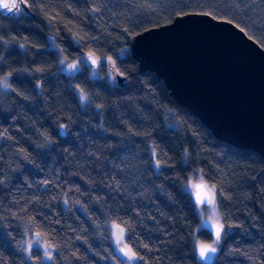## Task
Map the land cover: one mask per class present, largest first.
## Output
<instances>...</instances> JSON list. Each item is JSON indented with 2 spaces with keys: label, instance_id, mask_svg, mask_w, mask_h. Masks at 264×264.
<instances>
[{
  "label": "trees",
  "instance_id": "trees-1",
  "mask_svg": "<svg viewBox=\"0 0 264 264\" xmlns=\"http://www.w3.org/2000/svg\"><path fill=\"white\" fill-rule=\"evenodd\" d=\"M27 6L0 14V78L9 85H0V264H125L111 223L144 257L136 264H207L196 244L215 238L185 188L197 173L216 185L225 224L210 264H264V157L215 138L129 51L134 34L192 11L230 20L264 45V0ZM83 51L111 57L127 84L104 64L88 67ZM63 56L80 68L62 71ZM28 232L52 247L51 260L26 248Z\"/></svg>",
  "mask_w": 264,
  "mask_h": 264
},
{
  "label": "water",
  "instance_id": "water-1",
  "mask_svg": "<svg viewBox=\"0 0 264 264\" xmlns=\"http://www.w3.org/2000/svg\"><path fill=\"white\" fill-rule=\"evenodd\" d=\"M27 9V3H21V10ZM20 11L0 10V14L12 17ZM204 13L180 14L169 23L134 34L129 51L140 71L162 79L171 97L215 138L264 157V47L234 22ZM88 54L82 52L88 67L104 64L118 86L127 84L128 77L121 75L111 57L96 56L99 63L92 65L85 60ZM192 198L197 203L195 191ZM202 223L215 238L212 221L204 218ZM218 252L219 247L214 255L201 259L196 246L198 259L207 264Z\"/></svg>",
  "mask_w": 264,
  "mask_h": 264
},
{
  "label": "snow or ice",
  "instance_id": "snow-or-ice-1",
  "mask_svg": "<svg viewBox=\"0 0 264 264\" xmlns=\"http://www.w3.org/2000/svg\"><path fill=\"white\" fill-rule=\"evenodd\" d=\"M35 0H33V3ZM95 2V0H93ZM21 3H27V0H21ZM0 10H7L8 12L20 11V8L15 7L12 4L9 3H0ZM92 11H100L98 8H93ZM205 15H210V13H204ZM231 23V21H229ZM243 31V29H241ZM127 31V29H126ZM264 46V45H262ZM2 59V57H0ZM104 59H110V57H105ZM86 61H90L92 65H97L99 63V59L95 56L94 53L89 52L88 56L85 57ZM77 67L76 64H69V69H75ZM41 69H37V71H40ZM121 75H123L121 73ZM4 85H8L7 79L3 81ZM81 98H88L87 95L83 94V90H81ZM157 166L159 167L160 161H156ZM191 187L194 189L196 193V202L200 205H209L211 206L212 216L209 217V219L212 221L211 227L214 229L215 239L212 241L211 244H206L204 242H199L197 247L199 251V257L201 259H208L210 254H215L217 252V246L219 245L222 233L225 232V224L221 222L220 218L215 216L216 212V199H217V187L216 185H212L211 187L208 186V184L204 181L203 177L201 176L199 183H194L191 185ZM219 193L221 196L224 195L223 188L221 187L219 189ZM113 228L116 229V242L119 247V251L127 258L128 262H133V264H136L138 261L144 260L143 256H140L137 254L136 251H134L131 247H128L123 243L124 241V233L125 228L121 227L120 224H113ZM41 234L38 232L37 236H40ZM131 238V237H130ZM45 256L47 259L51 260L52 255L49 251H45Z\"/></svg>",
  "mask_w": 264,
  "mask_h": 264
},
{
  "label": "rangeland",
  "instance_id": "rangeland-1",
  "mask_svg": "<svg viewBox=\"0 0 264 264\" xmlns=\"http://www.w3.org/2000/svg\"><path fill=\"white\" fill-rule=\"evenodd\" d=\"M61 63H62V68H61V70L62 71H65V72H67V73H70V74H73V73H75L79 68H80V60H78V59H74V60H72V61H68L67 59H66V57H62V59H61ZM69 64H76L77 65V67L75 68V69H69L68 68V65ZM6 78H4V77H2V78H0V85L1 86H3V81L5 80ZM84 92V91H83ZM78 93L80 94L81 93V89H79V91H78ZM81 95V94H80ZM192 176V175H191ZM200 179H201V174L200 173H197L196 174V176H194V177H192L191 178V180H190V183L188 184V182H187V184L185 185V188H186V190L187 191H191V192H194V189L191 187V185L192 184H194V183H197V182H200ZM208 186L209 187H211L212 185H209L208 184ZM217 195H218V193H217ZM216 207H217V209L219 210V204H218V196H217V199H216ZM197 211H198V214H199V217H200V219H201V221L204 219V218H209L210 216H212V211H211V206H202V205H200V204H197ZM219 213H220V211H219ZM221 216V215H220ZM221 220V219H220ZM222 222V221H221ZM113 224H117V223H111L110 224V228H111V233H112V241H113V243H114V245H115V249H116V251H117V255H118V258H119V260H121L122 262H124L125 264H132L133 262H128L127 261V258L119 251V247H120V245H118L117 244V242H116V229H114L113 228ZM201 224H202V222H201ZM203 226V225H202ZM122 227V226H121ZM199 242H202V241H197V244L196 245H198V243ZM123 243L125 244V245H127L128 247H130L127 243H126V241H125V233H124V241H123ZM212 242H210L209 244H211ZM24 244H25V246H26V248L28 249V250H31L32 248H34V247H37V248H39V249H41L42 250V252H44V254H45V251L47 250V251H49L50 253H51V255H53V253H52V251H53V249H52V247H50L49 245H48V243H46L44 240H42L41 239V237H38L37 239H35L34 238V235H33V232H28L27 234H26V237H25V240H24ZM45 256V255H44ZM45 258L47 259V257L45 256ZM48 260V259H47Z\"/></svg>",
  "mask_w": 264,
  "mask_h": 264
},
{
  "label": "clouds",
  "instance_id": "clouds-1",
  "mask_svg": "<svg viewBox=\"0 0 264 264\" xmlns=\"http://www.w3.org/2000/svg\"><path fill=\"white\" fill-rule=\"evenodd\" d=\"M0 3H9V4L14 5L17 8H20V6H21V0H0ZM3 86L5 88L8 87L7 85H4V83H3ZM86 100H87V98H82V101H86ZM215 216L221 219L219 210L217 208H216Z\"/></svg>",
  "mask_w": 264,
  "mask_h": 264
}]
</instances>
